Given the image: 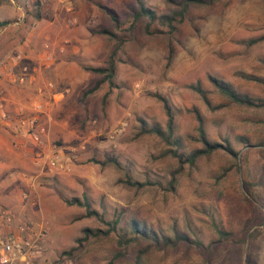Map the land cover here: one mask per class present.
Wrapping results in <instances>:
<instances>
[{"label":"rangeland","instance_id":"374dc122","mask_svg":"<svg viewBox=\"0 0 264 264\" xmlns=\"http://www.w3.org/2000/svg\"><path fill=\"white\" fill-rule=\"evenodd\" d=\"M139 1L158 15L172 10L169 0H0V68L20 53L25 59L18 67L10 66L13 71L40 64L56 94L49 101L52 117L43 123L41 147L16 132L15 111L25 104H11L14 132H9L31 149L16 160L21 164L25 159L31 170L14 174L23 186L22 204L28 203L33 218L25 216L19 223L12 208H0L14 214L13 230L28 223L45 232L33 264H106L124 251L117 244V231L79 247L76 240L83 238L85 228L108 226L86 217L84 207L67 204L74 198L87 201L106 221L119 219V225H126L136 220L154 233H182L203 246L150 247L143 264H264V110L233 104L208 81L216 77L238 92L264 99V0H205L203 6L190 7L173 31L146 19L133 24ZM45 41L55 57L66 60L63 82L54 76L58 60L49 69L41 61ZM111 65L110 78L108 72L88 70ZM4 74L0 71V77ZM98 81V88L85 95ZM197 83L203 95L189 88ZM5 85L12 90L8 79ZM30 85L22 86L27 89L26 107L36 101ZM66 90L62 100L59 94ZM158 97L166 98L174 110L175 135L182 137L180 155L201 147L195 110L203 119L206 139L229 145L236 156L218 151L193 165H179L168 152L176 148L155 135L140 134L141 121L165 125ZM10 144L14 146L12 140ZM54 155L59 164L52 169L47 157ZM107 156L120 169L97 163ZM127 177L150 184L136 189L125 184ZM9 230L0 222L1 237ZM218 231L226 235L222 238ZM73 247L77 249L71 256L62 255ZM140 247L146 245L128 248L118 264H134Z\"/></svg>","mask_w":264,"mask_h":264},{"label":"trees","instance_id":"16d2710c","mask_svg":"<svg viewBox=\"0 0 264 264\" xmlns=\"http://www.w3.org/2000/svg\"><path fill=\"white\" fill-rule=\"evenodd\" d=\"M169 3L172 5V10L168 14L158 15L153 9L146 7L142 1H139L138 8L132 13L133 24L138 23L141 19H146L150 23L156 22L160 26L168 27L170 31H173L176 29V26L180 25L183 22L185 15L188 13L190 7H200L206 4L205 0H181L179 2L175 0H169ZM101 8L106 10V13L109 15L110 19L115 23V25H119V22L113 13H110L107 9L103 7ZM100 33L111 34L106 30L101 31ZM88 70L97 74H104L108 72V75H106V77L110 78L112 77L114 66L111 65L109 69L90 68ZM208 81L215 93L229 100L233 104L247 109L264 110V99H255L249 96L248 94L238 92L231 84L216 77L209 76ZM100 82L101 81H98L92 89L85 93V95L91 93L93 90L98 88ZM260 83L264 85V79L260 80ZM189 88L194 92L203 95V89L199 83L191 85ZM158 99L161 102L166 115L164 127L158 124L148 125L146 122L141 121L140 134L155 135L157 138L165 142L168 146L176 148L169 149L168 152L172 153V156L174 158H177L179 165H193L196 159L202 156L211 155L218 151H224L228 155H232L234 157L236 156V154L233 152L229 145H222L220 143L210 142L206 139L203 119L201 115L195 110H193L192 112L195 113V117L198 123V127L196 130L198 136L197 140L200 142L201 147L199 149L190 151L184 157L180 155L178 148L182 141V137L179 135H175L176 117L174 110L172 108V105L166 98L158 97ZM97 163L102 166L111 165L117 169H120V163L113 157L107 156L104 158L103 161ZM125 184L136 189H142L148 186L150 183L132 181L129 177H127L125 180ZM67 204L84 207L86 210V217L99 218L103 224L108 226L107 230L85 228L83 230V238L76 240V242L79 244V247L82 246V243L84 241H87L90 238L108 237L112 232L117 231V244L119 245V248H123L124 251L118 252L106 264H118L119 258L124 256L125 251L128 248L138 245L140 243L146 245V248L140 247V249H138V254L136 256L134 264H143V257L148 250L147 248L150 247L162 250L166 248H175L180 244H187L188 246H194L198 249L203 248L202 244L199 241L192 240L182 233L175 232L172 237L160 233H154L153 231L147 229L145 224L140 223L136 220H131L130 222L126 223V225H119V219L106 221L96 211L90 209L87 201H81L78 198L72 199L69 203L67 202ZM218 233L219 236L222 238L226 235L225 233L220 231H218ZM76 249L77 247H73L68 251L62 252V255L71 256Z\"/></svg>","mask_w":264,"mask_h":264},{"label":"built area","instance_id":"2783aa9c","mask_svg":"<svg viewBox=\"0 0 264 264\" xmlns=\"http://www.w3.org/2000/svg\"><path fill=\"white\" fill-rule=\"evenodd\" d=\"M42 48L41 61L44 62L45 68L49 69L55 58L53 48L49 41H45ZM60 50L62 51V48ZM24 59L25 57L18 53L7 60V65L3 66L2 69L0 68V71L5 73L4 77L13 85L22 87L32 79L34 69L31 70L26 65L21 66L18 71H13V68H11L18 67ZM47 87L52 90V83H47ZM65 93L67 91L59 95L63 96ZM0 113L2 117H7L4 99L0 101ZM15 114L17 117L14 122L16 132L23 135L34 146L41 147L43 136L46 134V127L42 121L44 115L43 103L33 101L29 107L18 106ZM47 158H49L47 161L48 167L58 168L59 161L55 155ZM14 220L15 217L12 211L0 208V222L10 229L5 237L0 236V264H33L45 232L36 230L28 223L16 225L15 230H13Z\"/></svg>","mask_w":264,"mask_h":264},{"label":"crops","instance_id":"0c3cea01","mask_svg":"<svg viewBox=\"0 0 264 264\" xmlns=\"http://www.w3.org/2000/svg\"><path fill=\"white\" fill-rule=\"evenodd\" d=\"M27 56L31 57V55ZM56 60H58V66H54L53 68V70H56L54 76H56L59 81L61 80V82H63L62 78L66 75V71L68 70L66 68V60L60 56L55 57L54 61ZM38 65L39 66L37 68H34L32 79L30 80V88L35 91V94H33V96L35 97L34 99L37 102L43 103L44 105V115L42 116V121L45 124L47 121L49 122L52 117L51 110L53 106L50 105V98H56V96H54L52 91L47 87V83L50 82L47 75L48 70L40 67V64ZM5 79L7 78L0 77V101L4 99L5 111L7 112L6 118L2 117L0 113V204L2 205V207L4 206L12 208V210L19 218L17 220L20 223V219L25 216L28 218L33 217H31L32 212L30 207L28 206V203L25 205L22 204L20 191L21 187L23 189V186H21L22 184L17 181L18 179L15 177L14 173L17 170L22 169L26 171L31 170L32 167H30L29 164L25 162V159L24 162H21V164L16 161L17 159H20L21 156L25 157L27 155H30L31 149L23 144L24 140L18 137V135H15L13 133V135L10 134L9 130L13 131L10 113L13 109V105L11 104H14L13 107H16L17 105L15 103L17 102L18 104H20L21 102V104L24 103L26 106L29 105V102H27V100L25 99V97L28 96L27 94H25L27 89L23 90V87L20 86V89H18L19 91L15 94L13 91L17 86L13 85L11 87L12 90L6 89ZM66 91L68 92V90ZM3 93L5 94L3 95ZM65 94H63L62 96V100L66 99L67 94ZM49 137L46 136V140H48ZM11 140L12 142H14V146L10 144ZM25 181H23V183L25 185L27 184L28 188H31L33 184H30V179H25ZM6 231L7 229L3 228V232Z\"/></svg>","mask_w":264,"mask_h":264}]
</instances>
